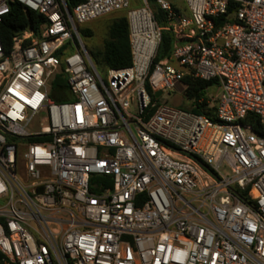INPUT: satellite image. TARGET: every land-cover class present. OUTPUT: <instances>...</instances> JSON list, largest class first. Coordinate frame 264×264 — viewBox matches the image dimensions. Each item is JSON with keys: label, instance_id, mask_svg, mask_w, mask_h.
Returning a JSON list of instances; mask_svg holds the SVG:
<instances>
[{"label": "built area", "instance_id": "obj_1", "mask_svg": "<svg viewBox=\"0 0 264 264\" xmlns=\"http://www.w3.org/2000/svg\"><path fill=\"white\" fill-rule=\"evenodd\" d=\"M73 1L0 0L42 19L0 42V264H264V0ZM121 12L99 72L79 28ZM186 77L214 119L159 101Z\"/></svg>", "mask_w": 264, "mask_h": 264}, {"label": "trees", "instance_id": "obj_2", "mask_svg": "<svg viewBox=\"0 0 264 264\" xmlns=\"http://www.w3.org/2000/svg\"><path fill=\"white\" fill-rule=\"evenodd\" d=\"M81 0H79L80 2ZM75 1L67 0L69 9L74 5ZM9 13L1 18L0 21V42L3 51L7 54L12 48L13 37L25 30L26 28L37 29L41 22V17L33 12H26L24 9L15 3L9 4ZM154 15L159 22H163V12L154 7ZM226 22V16L217 20L216 25L219 26ZM82 36L89 37L90 31L80 30ZM173 36L169 32H162L161 43L157 52L156 61L164 59L169 56L172 48ZM90 58L99 72L107 69H120L130 65L131 55L128 44V25L126 18L122 15L114 18L107 27L106 38L103 41L102 47L98 50L89 52ZM184 83L188 88L184 92L185 98L190 102V107L184 109L198 115H206L214 119V108L206 109V103H198L199 99L204 96L205 90L213 87L212 82H204L200 80H193L189 77L184 79ZM65 80L62 75H55L52 81V91L57 95L65 94ZM247 119L253 120V128H258L256 118L248 116ZM100 180V178H95Z\"/></svg>", "mask_w": 264, "mask_h": 264}, {"label": "rangeland", "instance_id": "obj_3", "mask_svg": "<svg viewBox=\"0 0 264 264\" xmlns=\"http://www.w3.org/2000/svg\"><path fill=\"white\" fill-rule=\"evenodd\" d=\"M178 4L183 7L184 2L182 0H178ZM123 12L111 14L107 17L98 19L96 21L87 23L79 28L80 30L90 31L91 35L89 37L81 36L82 42L88 53L90 51L98 50L102 47L103 41L106 38L107 27L110 22L117 17L122 16ZM206 93L211 94L213 97L216 96V90L214 88H208ZM65 96L62 99H58V95L49 91V98L56 102H69L72 98L71 96L65 92ZM160 102H165L167 105L180 109H188L190 107V102L185 98L182 92L179 90H174L172 92L165 91L159 99ZM229 174V173H227Z\"/></svg>", "mask_w": 264, "mask_h": 264}, {"label": "water", "instance_id": "obj_4", "mask_svg": "<svg viewBox=\"0 0 264 264\" xmlns=\"http://www.w3.org/2000/svg\"><path fill=\"white\" fill-rule=\"evenodd\" d=\"M160 94H161L160 92L156 93V94H155V97H156V98L159 97Z\"/></svg>", "mask_w": 264, "mask_h": 264}]
</instances>
